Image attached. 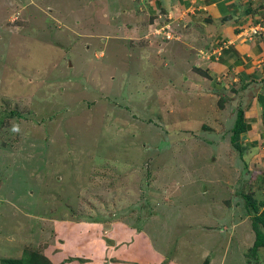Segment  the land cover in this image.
<instances>
[{"label":"rangeland","instance_id":"374dc122","mask_svg":"<svg viewBox=\"0 0 264 264\" xmlns=\"http://www.w3.org/2000/svg\"><path fill=\"white\" fill-rule=\"evenodd\" d=\"M113 2L0 0V259L264 264L229 95L157 68L163 38H117Z\"/></svg>","mask_w":264,"mask_h":264},{"label":"crops","instance_id":"0c3cea01","mask_svg":"<svg viewBox=\"0 0 264 264\" xmlns=\"http://www.w3.org/2000/svg\"><path fill=\"white\" fill-rule=\"evenodd\" d=\"M113 1L122 28L117 38H163L151 46L162 59L157 68L178 70L203 95H229L224 106L242 111L241 154L264 171V0ZM258 199L264 202V193Z\"/></svg>","mask_w":264,"mask_h":264},{"label":"trees","instance_id":"16d2710c","mask_svg":"<svg viewBox=\"0 0 264 264\" xmlns=\"http://www.w3.org/2000/svg\"><path fill=\"white\" fill-rule=\"evenodd\" d=\"M244 130V122L242 118V111H235V118L230 128V143L232 147L240 155L241 149L238 144L239 135ZM252 177L249 176L248 181H252ZM254 181V179H253ZM251 194V195H250ZM244 197L245 209L248 211L250 231L252 232L251 245L245 250V255L248 254L256 257L258 250L264 248V202L258 198L252 196V192L242 193ZM249 231V232H250ZM256 253V254H255ZM0 264H51L45 257L36 252L23 251L20 256L17 257H2ZM200 264H208V258L204 257Z\"/></svg>","mask_w":264,"mask_h":264},{"label":"clouds","instance_id":"9594fccd","mask_svg":"<svg viewBox=\"0 0 264 264\" xmlns=\"http://www.w3.org/2000/svg\"><path fill=\"white\" fill-rule=\"evenodd\" d=\"M160 29V28H159ZM252 34H255L254 31H251Z\"/></svg>","mask_w":264,"mask_h":264}]
</instances>
